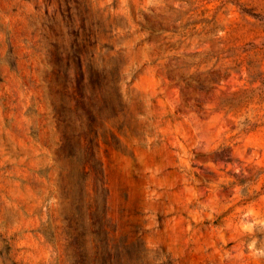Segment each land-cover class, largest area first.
<instances>
[{
	"label": "rangeland",
	"instance_id": "1",
	"mask_svg": "<svg viewBox=\"0 0 264 264\" xmlns=\"http://www.w3.org/2000/svg\"><path fill=\"white\" fill-rule=\"evenodd\" d=\"M0 264H264V0H0Z\"/></svg>",
	"mask_w": 264,
	"mask_h": 264
}]
</instances>
